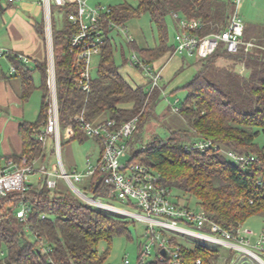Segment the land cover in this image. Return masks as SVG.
I'll return each mask as SVG.
<instances>
[{
	"label": "trees",
	"instance_id": "1",
	"mask_svg": "<svg viewBox=\"0 0 264 264\" xmlns=\"http://www.w3.org/2000/svg\"><path fill=\"white\" fill-rule=\"evenodd\" d=\"M134 1L136 6L124 2L110 7L112 12L108 20L125 27L142 15L150 16L158 32L156 46L139 48L135 40L125 44L130 52L137 53L151 65L174 51V46L169 45V17L178 15L200 20L204 25L202 33L206 35L224 30L235 9L232 0ZM75 8L73 5H52L51 8L61 128L75 127L74 118L81 112L92 122L107 117L106 120L118 124L140 115L138 132L131 141L130 158L160 175V184L169 190L173 203L191 208V200H195L198 210L236 237L253 216L264 220V146L257 143L264 135V29L257 32L260 44L254 49L246 51L242 47L239 53L230 54L222 44L212 57L198 60L202 68L184 86L187 96L177 114L185 126L170 129L166 138L155 137L145 147L133 149L140 129L155 119L162 98L160 89L150 94L148 83L134 87L122 76L116 60L118 47L114 32L117 30L106 25V42L93 76L92 90L83 92L78 86L76 55L71 52V39L77 27L69 21L68 15ZM56 10L66 15L63 27L55 26ZM35 29L46 42L43 22L36 24ZM250 35L254 34L246 28L243 39L249 42ZM123 50V63L130 65ZM7 58L17 70L15 77L22 84L20 97L26 103L36 89L34 70L12 51ZM220 60L243 66L245 74L218 66ZM35 69L41 74L40 113L36 122L20 124L22 152L9 157L20 165L23 160L30 164L37 159L43 162L47 159L46 146L39 140L48 118L47 60L35 62ZM79 140L84 142L83 138ZM205 142H211L218 149L191 150L197 143ZM228 152L256 157L258 162L244 166L229 157ZM99 180L100 175L96 174L80 188L95 197H103L107 189L102 183L97 187ZM67 190L60 184L51 190L43 181H37L31 183L24 194L14 192L0 199L1 210L7 211V218L0 219V254L4 249L8 252V257L0 260V264H104L99 243L102 240L111 243L115 236L130 234L133 222L114 212L89 206ZM24 199L31 207L27 223L21 222L16 215ZM27 233L34 239L27 237ZM188 239L194 242L192 247L180 241L183 264H197L199 260L201 264L218 262L220 246ZM42 243L49 249L48 253L42 252ZM143 246H140L137 264H170L168 260L161 262L158 256L152 261L142 259ZM229 257L231 262L233 255Z\"/></svg>",
	"mask_w": 264,
	"mask_h": 264
},
{
	"label": "built area",
	"instance_id": "2",
	"mask_svg": "<svg viewBox=\"0 0 264 264\" xmlns=\"http://www.w3.org/2000/svg\"><path fill=\"white\" fill-rule=\"evenodd\" d=\"M9 1L13 2L14 0ZM242 2L243 0H233L235 9L224 30L206 35L202 33L204 25L200 20H189L174 15V19L177 21V35L171 59L177 55H188L196 56L198 60H205L212 57L222 44L230 54L239 53L242 47H245L246 51L251 50L255 44L243 39L246 25L239 15ZM43 5L48 25L49 23L51 25L52 5L58 7L76 6L75 10L68 15L69 21L77 27V32L71 39V52L76 55L78 86L83 92L90 93L94 76L93 59L100 56L102 47L105 45V26L116 29L129 43L135 40L133 35L124 26L108 20V15L112 12L110 7L102 5L88 7L85 0H43ZM48 33L50 37L51 26L48 27ZM49 52L48 118L39 135V140L46 146L48 140L51 139L57 169H51V164L46 161L38 167L39 159L30 164H27L26 160L21 165L13 160L8 161L5 165L0 164V199L7 198L14 192L26 193L30 189L32 176H38V181H43L51 190L57 188V179H62L85 204L119 213L143 223L145 225L144 236L148 240L143 246L142 259L144 260L147 259L146 256L151 255L154 248L156 256L161 262L168 260L170 264H183L179 240L194 238L216 246L245 252L264 264L261 256L249 249L251 242L248 236L251 235V231H246L243 234L240 229L236 237L207 218L203 211L176 205L170 198L169 190L160 184L161 177L158 173L144 165L132 162L131 158L127 160L132 149L131 141L139 129L138 117L118 124L111 119L92 122L87 119L85 112L77 114L74 118L75 127H69L67 135L75 137L78 132H82L97 141L101 153L94 161L91 157L87 158L85 170L68 172L62 160V128L54 56L52 58L50 46ZM8 55V50L0 49V57H8ZM20 58L24 63L29 60L24 56H20ZM128 60L132 67H138L137 69L147 78L150 94L156 89L161 90L163 68L157 69L154 64L146 63L135 52H132ZM10 73L16 74V68L12 67ZM178 103L179 100L171 105L174 112H179ZM211 147L215 150L218 149L211 142H205L197 143L192 146L191 150L205 151ZM227 154L244 166L258 162L256 157L238 156L232 152ZM96 174L100 175L102 184L107 189L105 197H95L92 193L80 188L81 184L92 179ZM102 199L119 200L132 207L136 212L117 208ZM6 212L0 208V219L7 218ZM30 212L31 207L24 199L16 215L21 222L27 223ZM253 247L264 254V229ZM41 250L43 253L49 252L44 243L41 244ZM163 250L166 251V256L161 254ZM125 264H129V261L126 260ZM197 264H201V261L199 260Z\"/></svg>",
	"mask_w": 264,
	"mask_h": 264
},
{
	"label": "rangeland",
	"instance_id": "3",
	"mask_svg": "<svg viewBox=\"0 0 264 264\" xmlns=\"http://www.w3.org/2000/svg\"><path fill=\"white\" fill-rule=\"evenodd\" d=\"M124 2H128L133 6L137 5V3L134 0H86V4L88 7H97L100 5L105 7H115ZM41 3H43V0L41 1ZM239 15L243 19L246 28L249 29V31L251 29V33L254 34L252 36L250 35L251 39H249V42L254 43L256 47L259 46L260 43L258 41L259 39L256 38L257 36L256 34L260 29L262 28L264 29V0H243V2L240 5ZM54 19H55L56 27H61V26L63 27V25L66 23V15L63 13L61 14L57 10L55 11ZM53 25L54 24L52 23V19H51L50 26H51L52 41H53V31H54ZM167 26H168L169 45L174 46L175 37L177 35V21L174 18L169 17L167 19ZM125 28L133 35L139 48H145L147 46L154 48L155 45L158 43V32L156 28L152 26L151 18L147 14L142 15L138 19L130 21L127 24V26H125ZM43 29L46 38V43L49 48L48 23H47L45 11H44V19H43ZM246 37L248 38V34L246 35ZM114 38H115V43L118 47L116 60L120 66V73L134 87L145 86L148 83V80L144 76V74L141 71H139L137 68L132 67L130 65H124L123 63L122 48H124L123 52L125 57H129L132 54V52L128 50L127 45L125 44L126 42L125 37L122 34L118 36V33L116 31L114 32ZM255 46L252 49L256 48ZM182 57L186 59L184 65L182 64L181 61L183 59ZM170 59H171V53H167L166 55L163 56L162 59L155 62L156 64L162 62L161 65L159 64L156 67L157 69H162L161 67L168 62L162 73L163 75V78L161 80L162 88L160 90V94L162 97L161 102L158 104L156 108V115L154 117L155 119L151 120L147 125H145L144 128L140 129V133L137 136V139H135L133 149L145 147V145H147L151 140L155 139V137L166 138L170 129L177 130L185 126L183 120L177 116L178 112H174L172 110L171 105L176 103L177 100H179L177 106L178 108L182 106L187 96V92L184 90V86L188 82H190L197 74L198 59L196 56L190 57L188 55L185 56L177 55L173 57L171 60ZM55 62L56 61L54 54V65L56 71ZM217 63H219L218 66L235 69L236 71H240L241 74H245V70L243 66H237V65L233 66V62L229 60H220ZM98 64H99V56H96L93 59V68H94L93 75H96L97 73ZM0 65L3 67V70L5 72H8L9 70L11 71L12 69V64L7 59L6 56L0 57ZM29 66L34 70L33 78L36 89L33 91L29 100L25 103L24 110L26 117L24 120L34 123L37 121L40 113L43 92L39 88L41 85V74L39 71L35 69V62L30 61ZM49 67H50V52L47 60V89H48L47 100L48 101L50 98V91L48 88ZM139 116L140 115L136 117ZM67 131L68 128L66 129L62 128L61 153H62L63 163L68 172L70 173L74 171L81 172L87 168L88 157H91L92 160L98 158L100 147L95 142L94 139L87 137L82 132H79L80 134L77 133L78 135L73 137L78 139L72 140L68 137ZM79 137L83 138L84 142H80ZM257 143H259L261 146H264V135H261L257 139ZM45 153L47 155V159L52 162L51 169L53 170L57 169V161L55 155L53 154L51 139H49L48 143L46 144ZM130 157L131 156L129 155L127 160ZM30 180L35 183L37 182V177L32 176ZM57 181L58 184L61 185V188L68 191L67 189L69 188L62 179H57ZM70 191L72 192V190ZM73 194L77 197L75 193ZM105 196L106 195H104L103 197ZM102 200L104 202L114 205L117 208H121L125 211L136 212L132 207L119 200H115V201H112L110 199L109 200L102 199ZM191 209L193 210L199 209L195 200L193 199L191 200ZM115 214L122 217H126L119 213H115ZM126 218L130 219L133 222L130 226V234L115 236L111 243L105 240H102L99 243L98 250L100 255L105 257L104 264H125L126 260L129 261V264L138 263L140 246L144 245L148 241L147 238L144 236L145 225L139 221L134 220L133 218H129V217ZM263 229H264L263 218L260 216H253L245 223V225H243L241 231L243 234L246 231H251V235L248 236V239L251 242V244L249 245V249L255 252L256 254H258L259 256H261V258L264 261V254L258 249H255L253 247L255 246L256 240L259 237V235L262 233ZM27 237H29L32 240L34 239V237L30 235V233H27ZM179 241H181L184 244L186 243L188 247H192L191 244L194 243L188 238L186 239L182 238ZM196 243L198 242L196 241ZM219 249L222 255L228 256V252L233 251L236 255L240 256V260L237 262L235 261L234 264H259V262L253 256L245 252H241L235 249H228L224 247H220ZM233 252L231 253V255H233V257L231 258L232 261H234L235 258V254ZM7 257H8V252L4 249L3 252L0 254V260L4 261L6 260ZM146 258L148 261L155 260L156 250L153 248L151 255L146 256ZM225 259H227L226 256L222 260L223 263L225 262Z\"/></svg>",
	"mask_w": 264,
	"mask_h": 264
},
{
	"label": "crops",
	"instance_id": "4",
	"mask_svg": "<svg viewBox=\"0 0 264 264\" xmlns=\"http://www.w3.org/2000/svg\"><path fill=\"white\" fill-rule=\"evenodd\" d=\"M41 1L42 0H14L10 2L9 0H0V49L12 51L15 54L27 57L29 60L25 64L29 68H31L29 66L30 61L43 62L48 60L49 57L47 43L38 35L35 29V25L38 23L41 24L44 19L45 7ZM219 1L228 2L230 0ZM182 58L181 61L184 65L186 59L184 57ZM161 63L162 62L158 64L154 63V66L157 67L159 64L161 65ZM166 64L161 67L163 68L162 73ZM12 67H14L13 64ZM201 67V63L198 62V71ZM15 76L16 74H11L10 70L5 72L0 65V164L2 165H5L11 160L9 157L20 154L23 149L19 126L22 122L26 121L24 120L26 117L24 110L25 103L20 97L22 84L18 77ZM106 119L107 117L102 118L100 121H105ZM69 138L72 139L73 137ZM95 142L97 143V141ZM100 153L101 149L99 155ZM46 162L52 163L48 159H46ZM42 163L43 161L40 160L37 166L40 167ZM230 255V252H228V256L221 254L216 264H234L235 261L237 262L240 260V256L235 254L234 261L231 260L230 262ZM225 256L227 259H225L223 263L222 260ZM259 264L261 263L259 262Z\"/></svg>",
	"mask_w": 264,
	"mask_h": 264
},
{
	"label": "water",
	"instance_id": "5",
	"mask_svg": "<svg viewBox=\"0 0 264 264\" xmlns=\"http://www.w3.org/2000/svg\"><path fill=\"white\" fill-rule=\"evenodd\" d=\"M49 46H50V49H51V52H52L51 54H52V58H53V56H54V50H53L52 34H50V37H49ZM101 183H102V179H100V180L98 181V183H97V187H98ZM161 254L164 255V256H166V251L163 250V251L161 252ZM261 264H263V263H261Z\"/></svg>",
	"mask_w": 264,
	"mask_h": 264
},
{
	"label": "bare ground",
	"instance_id": "6",
	"mask_svg": "<svg viewBox=\"0 0 264 264\" xmlns=\"http://www.w3.org/2000/svg\"><path fill=\"white\" fill-rule=\"evenodd\" d=\"M50 26V23H49V25H48V27Z\"/></svg>",
	"mask_w": 264,
	"mask_h": 264
}]
</instances>
